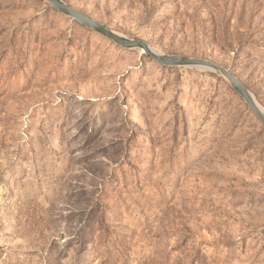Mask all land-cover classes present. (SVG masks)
<instances>
[{
  "label": "rangeland",
  "instance_id": "1",
  "mask_svg": "<svg viewBox=\"0 0 264 264\" xmlns=\"http://www.w3.org/2000/svg\"><path fill=\"white\" fill-rule=\"evenodd\" d=\"M63 1L264 108V0ZM0 264H264V125L216 72L0 0Z\"/></svg>",
  "mask_w": 264,
  "mask_h": 264
},
{
  "label": "water",
  "instance_id": "2",
  "mask_svg": "<svg viewBox=\"0 0 264 264\" xmlns=\"http://www.w3.org/2000/svg\"><path fill=\"white\" fill-rule=\"evenodd\" d=\"M45 1H47L55 10L71 17L81 25L106 37L115 44L125 48H137L141 51V53L146 54L151 59L162 65L189 66V67L202 68L216 72L230 83L232 88L244 100V102L247 104V106L253 112V114L257 117V119L264 125V114L259 109L254 95L245 87V85L235 75H233L225 67L206 59L194 58L185 55L166 54L160 52L154 49L153 47H151L147 42H145L142 39L129 38L123 34L113 31L108 26L87 16L86 14L70 6L63 0H45Z\"/></svg>",
  "mask_w": 264,
  "mask_h": 264
},
{
  "label": "bare ground",
  "instance_id": "3",
  "mask_svg": "<svg viewBox=\"0 0 264 264\" xmlns=\"http://www.w3.org/2000/svg\"><path fill=\"white\" fill-rule=\"evenodd\" d=\"M257 102V101H256ZM257 105L259 107V109L261 110V112L264 114V108L257 102ZM193 172V171H192Z\"/></svg>",
  "mask_w": 264,
  "mask_h": 264
}]
</instances>
